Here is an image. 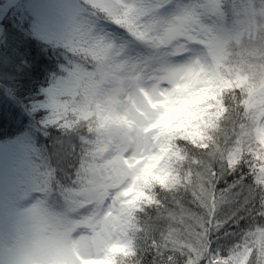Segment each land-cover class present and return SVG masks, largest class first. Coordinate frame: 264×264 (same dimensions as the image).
Wrapping results in <instances>:
<instances>
[{"label":"snow or ice","instance_id":"1","mask_svg":"<svg viewBox=\"0 0 264 264\" xmlns=\"http://www.w3.org/2000/svg\"><path fill=\"white\" fill-rule=\"evenodd\" d=\"M113 2L82 0L77 23L65 43L72 55L65 68L67 75L49 90L43 107L48 110L46 125L62 130L68 137L66 150L76 157V163L68 185L57 179L55 168L46 171L45 180L37 189L44 199L30 210L24 236L11 264H120L116 255L125 253L129 247L131 241L125 232L131 231L133 223L139 231L136 264H144V253L150 250L163 257L160 264H202L204 260L213 264L217 256L211 254L213 233L223 231L226 238L236 236L226 225L239 227L245 218L242 213L252 223L264 222V156L255 149L241 154L239 146L245 122L240 112L241 97L235 94L236 89L212 92L211 81H194L186 97H174L179 105L174 111L188 112L191 121L207 123L228 115L235 121L231 137L217 142L221 151L217 152L218 159L205 174L206 178L179 190L170 187L172 160L182 159V153L177 152L161 169L164 175H154L152 181L141 186L142 203L131 207L126 199L137 171L156 166L145 161L159 159L161 141L146 133L165 112L149 107L145 95L153 100L163 99L184 82L196 67L198 48L190 45L214 53L215 59L200 66L213 80L217 73L210 65L219 61V66L236 72L242 83L246 79L242 75L244 68L264 63V0H121L126 12L124 20L113 14ZM226 8L231 9L230 22ZM165 9H171L172 13L164 15ZM165 31L175 34L174 48L157 38ZM105 48L138 64L143 81L130 85L135 89L128 93L131 119L116 125L108 149L104 148L106 141L96 140L93 144L88 128L74 132L67 121L70 102L78 97L82 81L94 76L96 56ZM189 53L192 55L185 59ZM168 57H177L179 62L172 63ZM233 63L235 67H230ZM213 108L218 111L212 112ZM205 117L209 119L206 121ZM73 138L79 141L78 145ZM260 142L264 144V133ZM178 144L190 156L217 147L199 148L195 139L191 143L184 139ZM221 156L227 159H219ZM137 161L141 164L137 165ZM200 170L198 165L197 171ZM185 172L195 175L190 168ZM230 176L234 177L232 181L228 179ZM57 207L63 210L57 211ZM42 208H47V217L41 216ZM117 217L122 219L118 222L114 219ZM48 224L57 226L59 231H50L47 238H42ZM250 230L241 231L232 245H241ZM67 232L85 250L77 252L75 258L68 257L62 241ZM25 238L36 241L29 252L22 247ZM252 260L260 264V250L253 252Z\"/></svg>","mask_w":264,"mask_h":264},{"label":"clouds","instance_id":"2","mask_svg":"<svg viewBox=\"0 0 264 264\" xmlns=\"http://www.w3.org/2000/svg\"><path fill=\"white\" fill-rule=\"evenodd\" d=\"M111 7L115 10L114 15L117 18L126 19V12L121 0H114ZM161 43L168 44L170 48L176 45L175 34L172 31H165L160 37H157ZM195 60L196 67L185 77L183 83L179 84L172 95L163 99L155 100L165 101L163 105L157 103L158 109L162 112L174 111L179 105L174 101V97H186L191 90V84L194 81H211L210 87L212 92L218 90L232 91L236 89V95L241 97L240 112L245 118L243 124L244 135L240 138V152L246 153L255 149L264 156V144L261 141V134L264 133V63H260L258 67H246L242 75L246 79L241 83L237 79L236 72H229L227 67L210 65L217 73V77H213L204 71L201 64H209V61L215 59V55L211 49H205L199 46ZM88 55H92L91 52ZM192 54L189 53L185 57L187 59ZM172 63H178L179 58L168 57ZM235 67V64L229 65ZM222 74V78L221 77ZM133 82L143 84L141 79V69L135 62L126 60L121 57L115 50L110 48L103 49L96 56V71L94 76L86 78L80 85L78 97L74 102H70V111L67 114V121L71 122L74 132L80 129L88 128L93 135V144L96 140L107 142L104 148L108 149L112 143V133L116 125L120 122H127L131 119L132 105L128 103V93L135 92L130 85ZM209 103L215 104V101L209 100ZM212 112L218 111L213 108ZM205 117L204 120H208ZM170 117H165L158 127H152L146 135H154L161 141L160 151L157 153L159 159L145 161V163L155 164L152 168H140L136 175L133 176L129 187L132 189L127 193L128 206L135 207L136 204L142 203L143 198L140 196L141 186L152 181L154 175H164L161 171L164 164L175 157L176 153H182V159L172 160V175L170 176L169 186L179 190L181 186L190 183H199L206 178V173L211 171L213 162L217 160V152L221 151L217 142L222 138L227 139L232 135V125L235 123L230 115L225 116L223 120H212L210 122H202L201 120L191 121L188 113L181 115L178 119L168 123ZM231 121V122H230ZM194 125H198L196 128ZM199 133L193 135V133ZM200 136L204 139L201 141ZM188 139L189 143L193 139L196 140L199 148H209L211 145L217 147L211 148L207 153L197 152L196 156H190L178 144V141ZM198 157V158H197ZM209 157L212 159L210 160ZM219 159H227L221 156ZM137 165L141 161L136 162ZM201 170L197 171V166ZM219 163L216 167L219 168ZM133 167V166H130ZM191 169L195 175L186 174L185 169ZM42 217H47V208L40 210ZM118 222L120 217L114 218ZM247 232V238L241 245H231L227 255H217L213 260V264H255L252 260L254 251L260 250V264H264V222L257 224L253 222ZM58 232L59 228L55 225L48 224L41 233L42 238H47L49 232ZM214 234V233H213ZM212 234V235H213ZM125 236L131 241L125 253L116 255V259L120 264H136V256L139 253V244L137 242L139 231L138 225L133 223L131 231L125 232ZM66 253L69 258H75L77 252L84 253V248L79 242L73 239L71 232H67L62 236ZM212 243V240H211ZM36 246L34 239L25 238L23 240V250L31 251ZM208 240L205 237L204 250L206 253Z\"/></svg>","mask_w":264,"mask_h":264},{"label":"trees","instance_id":"3","mask_svg":"<svg viewBox=\"0 0 264 264\" xmlns=\"http://www.w3.org/2000/svg\"><path fill=\"white\" fill-rule=\"evenodd\" d=\"M5 1L0 0L1 7ZM28 3L23 1L19 5L24 19L15 15L13 22L8 16L1 21L0 143L26 136L39 152V160L45 170L55 168L57 179L68 185L76 157L67 153L65 142L68 137L63 131L46 125L48 110L43 105L47 102L49 90L67 74L65 68L69 66L72 55L65 43L70 36L65 35L64 39L53 41L39 37L36 34L39 18L29 10ZM225 15L231 20L230 8L225 9ZM73 139L78 145L79 141ZM244 171L247 172V168ZM228 179L232 181L234 177ZM55 199L59 200V197ZM48 203L52 204V200L49 199ZM56 210L63 209L57 207ZM242 215L245 218L239 222V227L232 223L226 225L230 233H237L236 236L226 238L223 231L212 235V255H227L239 233L250 227L252 221L246 213ZM143 259L144 264H160L163 257H157L155 251L150 250L144 253ZM202 264H207V260Z\"/></svg>","mask_w":264,"mask_h":264},{"label":"rangeland","instance_id":"4","mask_svg":"<svg viewBox=\"0 0 264 264\" xmlns=\"http://www.w3.org/2000/svg\"><path fill=\"white\" fill-rule=\"evenodd\" d=\"M29 0H6L0 6V37L3 32L1 21L5 16L13 22L15 15L25 16L20 10V2ZM80 0H32L29 10L39 18L36 34L44 40H62L71 36L77 23ZM165 9L164 15H170ZM229 22L231 20H228ZM67 74L63 75L66 76ZM146 103L155 109L157 103L145 95ZM139 111V109H137ZM188 112L168 111L162 114L152 127H158L165 117L169 124ZM189 117V115H188ZM39 152L26 136L17 137L8 143H0V262L11 264V260L24 236L30 210L44 199L37 191L45 180L46 170L39 160Z\"/></svg>","mask_w":264,"mask_h":264}]
</instances>
